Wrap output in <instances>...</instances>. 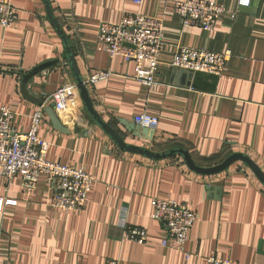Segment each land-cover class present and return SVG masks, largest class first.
I'll list each match as a JSON object with an SVG mask.
<instances>
[{
	"label": "crops",
	"instance_id": "1",
	"mask_svg": "<svg viewBox=\"0 0 264 264\" xmlns=\"http://www.w3.org/2000/svg\"><path fill=\"white\" fill-rule=\"evenodd\" d=\"M5 1L18 21L0 28V105L16 114L22 133L43 109L39 137L48 144V160L81 168L96 182L82 211L64 212L50 207L53 192L44 177L33 190L20 178L8 187L0 181V264H206L209 257L264 264V186L252 171L238 162L205 177L192 173L181 157L158 162L123 152L91 123L83 104L58 114L68 133L55 130L45 108L60 87L76 85L64 45L41 0ZM135 1L50 0L84 82L98 71L112 73L88 88L99 116L133 146L156 153L184 148L204 168L240 153L264 172V0L243 8L238 0H205L228 12L210 32L183 26L174 4L186 0ZM125 13L164 20L156 86H143L134 79L133 63L97 48L100 25L118 24ZM179 48L231 55L218 77L174 69ZM50 63L29 84L42 102L37 106L23 96L22 80ZM143 113L159 119L152 142L133 138L120 124ZM153 199L187 204L196 213L186 245L191 258L162 246L168 231L151 219ZM130 228L146 230L147 243L127 240Z\"/></svg>",
	"mask_w": 264,
	"mask_h": 264
},
{
	"label": "built area",
	"instance_id": "2",
	"mask_svg": "<svg viewBox=\"0 0 264 264\" xmlns=\"http://www.w3.org/2000/svg\"><path fill=\"white\" fill-rule=\"evenodd\" d=\"M136 4L140 3L138 0ZM250 0H238V8L248 7ZM174 12L184 27H199L206 32L214 30L219 19L228 14L225 7L217 2L186 0L174 4ZM233 15V14H231ZM234 16V15H233ZM18 21V12L11 3L0 0V28L10 29ZM164 20L139 13H125L118 24L104 22L97 36V48L110 58L122 57L134 64V79L145 87L158 85V71L161 54L165 48ZM231 52L218 54L203 50L179 48L172 67L191 73H206L222 76ZM264 61V60H263ZM112 73L98 71L85 81L87 88L109 79ZM55 113L58 115L70 109L78 110L82 101L76 85L60 87L52 97ZM43 109L31 117L30 130L18 132L15 127L16 114L8 107L0 105V181L6 186L20 178L27 190H33L41 178H46L52 189L50 207L64 212H80L84 209L93 190L95 178L81 168L56 164L48 160V144L39 137L44 120ZM133 122L141 128L156 131L159 119L148 114L134 117ZM6 190V189H5ZM2 192L0 191V195ZM9 203V202H7ZM3 199L0 198V211ZM151 219L167 228V237L162 246L185 253L189 234L197 222L196 213L187 205L174 200L153 199ZM126 239L144 245L147 243L146 230L130 228ZM106 264H119L109 260ZM206 264H235L230 260L209 257Z\"/></svg>",
	"mask_w": 264,
	"mask_h": 264
},
{
	"label": "water",
	"instance_id": "3",
	"mask_svg": "<svg viewBox=\"0 0 264 264\" xmlns=\"http://www.w3.org/2000/svg\"><path fill=\"white\" fill-rule=\"evenodd\" d=\"M41 1L46 7L47 15L53 29L61 38L62 43L64 45L65 57L68 61V65L74 76L75 84L78 88V92L86 114L90 118L91 123L96 125L102 132H104L120 150L129 154L139 155L149 160L158 161V162L169 160L175 157H181L186 167L192 173L205 177H213V176L221 175L224 172H226L235 163L241 162L245 164L252 171V173L256 176L259 182L264 186V172L249 156L245 154H240V153L233 154L228 158H226L224 162H222L221 164L215 167L204 168L198 166L194 162L190 152L184 148L177 147V148H172L163 153H156L150 149L133 146L125 142L123 135L117 130H115V128L112 127L109 123L105 122L96 112L94 108V104L90 97L89 89L85 85L84 79L80 74V70L78 68L75 56L73 54L70 40L67 37V35L64 33L62 27L60 26V24L58 23L57 19L54 16V12L50 0H41ZM51 66H53L52 63L45 64L43 66L36 68L34 71L23 77L21 84L22 94L28 101L32 102L33 104H36L37 106H42V102L38 100L37 96L33 93L32 89L29 88V84L36 75H38L40 72ZM54 107H55L54 104H52L51 106L45 108V113L50 118L54 129L57 130L58 132L66 134L68 132L66 128L62 126V123L58 115L55 113ZM120 124L125 128L128 134H131L133 136V138H140L151 142L154 140L153 131L141 128L140 126L135 125L134 122L128 123L126 121H120Z\"/></svg>",
	"mask_w": 264,
	"mask_h": 264
}]
</instances>
